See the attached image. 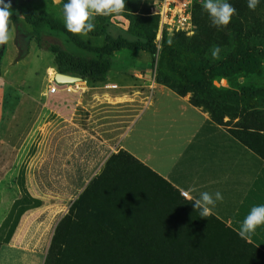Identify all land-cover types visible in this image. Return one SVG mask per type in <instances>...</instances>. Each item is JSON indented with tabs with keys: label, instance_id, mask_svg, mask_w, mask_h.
<instances>
[{
	"label": "rangeland",
	"instance_id": "374dc122",
	"mask_svg": "<svg viewBox=\"0 0 264 264\" xmlns=\"http://www.w3.org/2000/svg\"><path fill=\"white\" fill-rule=\"evenodd\" d=\"M23 1L35 11L48 12L91 46L102 45L107 35L140 44L158 41L157 19L152 14L155 0ZM194 12L192 30L163 36L154 51L123 48L104 55L110 60V69L122 71L146 59L150 78L164 84L163 78L177 80L170 62L184 65L189 57L200 56L203 62L215 64L240 44L254 47L256 53L263 49L264 0H195ZM198 16L203 22L197 21ZM0 25L5 38L0 60L1 220L12 204L10 215L18 216L25 208L18 203L29 201L30 212L39 210L38 201L28 198L12 202L24 186L36 189L37 197L45 202L59 199L62 193L60 175L46 174L41 168L50 131L45 94L56 83L47 74L54 61L53 53L37 46L35 33L78 54L96 53L76 47L63 32L47 24L34 28L21 16L14 22L0 15ZM258 57V73L238 71L214 77L212 86L241 94L236 110L224 116L227 124L222 126L229 133L233 129L264 158V56ZM245 88L259 90L260 94H243ZM191 93L187 92L188 99ZM114 148L115 143H86L85 158L79 160V168H84V184L76 183V162L68 161V200L63 212L54 214L44 250L34 253L0 243V264H264V251L253 244L264 245L263 239H252L253 243L246 240L204 214L181 191L127 153ZM12 152L16 154L15 164L21 160L19 163L28 166L37 160L35 177L24 180V168L18 174L9 171ZM76 199V205L71 207ZM39 211L37 216L41 215ZM255 230L254 237L264 235L259 233L260 228Z\"/></svg>",
	"mask_w": 264,
	"mask_h": 264
},
{
	"label": "crops",
	"instance_id": "0c3cea01",
	"mask_svg": "<svg viewBox=\"0 0 264 264\" xmlns=\"http://www.w3.org/2000/svg\"><path fill=\"white\" fill-rule=\"evenodd\" d=\"M55 68L53 61L47 69L50 77ZM55 85V92L47 90L45 94L50 131L41 168L46 174L60 175L61 196L45 202L37 197L36 189L22 187L12 202L21 198L38 201L41 211L30 212L31 201L18 203L25 207L18 216L8 213L13 204L7 207L0 220V243L34 253L44 250L54 214L62 213L68 200L69 160L76 162V183L84 184L79 160H84L88 142L115 143L113 150L127 153L181 191L204 214L250 242L264 240V235L254 237L255 229L264 234V158L215 123L202 108L192 105L187 95L150 78L148 60L140 59L122 71L109 69L102 80L81 78L69 90L65 84ZM12 155L9 171L18 174L24 168V180L35 177L36 159L26 166L18 157L15 164L16 154ZM253 244L264 251L263 244Z\"/></svg>",
	"mask_w": 264,
	"mask_h": 264
},
{
	"label": "trees",
	"instance_id": "16d2710c",
	"mask_svg": "<svg viewBox=\"0 0 264 264\" xmlns=\"http://www.w3.org/2000/svg\"><path fill=\"white\" fill-rule=\"evenodd\" d=\"M194 6L195 1L193 4V23L195 24ZM0 15L5 19L14 22H16L21 16L25 23L30 24L34 28H38L42 24H47L51 29L63 32L76 47L95 52L96 56L78 54L68 50L60 42L50 41L44 38L41 33H35L37 46L53 53L54 64L58 72L76 75L82 79H90L94 81L104 79L106 73L110 69V60L107 57H104V55H110L114 51H119L123 48H128L132 50V52L139 49L148 51L155 50V43L153 40L145 44H140L138 42L127 41L122 37L114 38L109 35L105 37L102 45L91 46L75 31L64 27L51 14L43 10L35 11L29 7L26 1L23 0H10L8 2L0 0ZM197 21L203 22L201 16H198ZM4 40V33L0 25V60L4 52ZM259 53L264 56V44L263 49L258 50L257 53L255 52L254 47L240 44L233 52L228 54L224 60L215 64L203 62V60H201L203 57L200 56L189 57L184 65L170 62L169 66L177 75V80L168 81L166 78H163L162 82L179 95H186L188 91H191L192 93L189 96V102L206 111L215 123L225 125L227 123H224L223 121L224 116H230L236 110L235 105L240 100L241 94L238 95L229 89H215L214 86H212V79L214 77L229 76L238 71L258 73L261 64L258 57L261 56ZM243 94L259 95L260 91H250L249 88H245ZM223 98L228 100L231 104L234 103V105L224 102L222 100ZM230 134L248 148L252 149L239 134H235L233 129L232 132L230 131ZM252 150L254 151V149ZM165 183L170 185L166 181ZM76 203L77 199L74 200L71 207L75 206Z\"/></svg>",
	"mask_w": 264,
	"mask_h": 264
},
{
	"label": "built area",
	"instance_id": "2783aa9c",
	"mask_svg": "<svg viewBox=\"0 0 264 264\" xmlns=\"http://www.w3.org/2000/svg\"><path fill=\"white\" fill-rule=\"evenodd\" d=\"M194 1L195 0H155L152 14L157 17L156 36L158 41H155L156 47H159L160 40L165 35L179 31L186 32L193 29ZM71 84H66L65 89L69 90ZM56 89V85L52 84L48 91L52 93L55 92Z\"/></svg>",
	"mask_w": 264,
	"mask_h": 264
},
{
	"label": "water",
	"instance_id": "95a60500",
	"mask_svg": "<svg viewBox=\"0 0 264 264\" xmlns=\"http://www.w3.org/2000/svg\"><path fill=\"white\" fill-rule=\"evenodd\" d=\"M81 77L72 75V74H66L58 72L57 70L54 73L53 81L56 84H71L76 83L77 81H80Z\"/></svg>",
	"mask_w": 264,
	"mask_h": 264
},
{
	"label": "bare ground",
	"instance_id": "6f19581e",
	"mask_svg": "<svg viewBox=\"0 0 264 264\" xmlns=\"http://www.w3.org/2000/svg\"><path fill=\"white\" fill-rule=\"evenodd\" d=\"M54 73H55V71L53 70V71H51V76L52 77H50L51 79L53 78V76H54Z\"/></svg>",
	"mask_w": 264,
	"mask_h": 264
}]
</instances>
